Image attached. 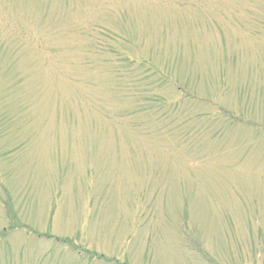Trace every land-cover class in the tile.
Listing matches in <instances>:
<instances>
[{"label": "rangeland", "instance_id": "rangeland-1", "mask_svg": "<svg viewBox=\"0 0 264 264\" xmlns=\"http://www.w3.org/2000/svg\"><path fill=\"white\" fill-rule=\"evenodd\" d=\"M0 264H264V0H0Z\"/></svg>", "mask_w": 264, "mask_h": 264}]
</instances>
